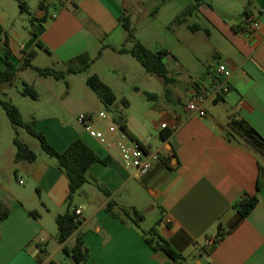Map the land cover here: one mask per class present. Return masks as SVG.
<instances>
[{
    "label": "crops",
    "instance_id": "crops-1",
    "mask_svg": "<svg viewBox=\"0 0 264 264\" xmlns=\"http://www.w3.org/2000/svg\"><path fill=\"white\" fill-rule=\"evenodd\" d=\"M22 1L27 10H21L19 0H0V70L7 67V49L17 66L31 50L36 51L33 58L45 56L50 64L44 66L56 69L81 66L77 60L68 63L80 54L88 53L91 62L85 70L60 78L81 74V82L60 87L45 81L53 76L33 77L31 84L24 80L36 89L37 98L22 94L23 88L15 93L13 82L4 83L0 91L22 116L23 105L29 109L24 120L59 151L81 138L108 160L89 167L90 180L73 198V208L81 210L79 227L61 243L56 216L67 210L69 179L55 157L24 138L38 157L33 162L16 160L15 128L1 116L0 202L10 213L0 218V264H77L63 245L72 246L79 233L89 257L78 264H174L166 251L147 241L145 232L153 226L185 256L184 264H264V182L257 188L264 155L227 135L229 118L236 115L264 137V0ZM191 4L184 21L176 22ZM247 12L258 17L257 28L244 23ZM123 16L148 48L168 49L164 62L170 81L147 71L130 52L118 50L127 35ZM100 61L107 63L106 75L96 67ZM219 62L232 71L228 91L222 89ZM95 73L113 88L117 101L112 115L97 116L94 125L105 129L121 115L126 133L161 155L148 173L127 168L116 147L103 144L79 122L81 113L98 115L109 109L87 84ZM128 75H135L134 96L126 88ZM145 91L156 97L148 98ZM123 97L129 101L126 106L120 102ZM195 100L204 103V116L189 109ZM244 193H256L258 202L241 218L235 203ZM110 199L116 201L118 215L107 211ZM131 206L144 214L139 225L122 214L121 207ZM34 209L38 217L30 214ZM149 216L153 224L144 227ZM207 239L216 242L214 247L206 245Z\"/></svg>",
    "mask_w": 264,
    "mask_h": 264
},
{
    "label": "trees",
    "instance_id": "trees-1",
    "mask_svg": "<svg viewBox=\"0 0 264 264\" xmlns=\"http://www.w3.org/2000/svg\"><path fill=\"white\" fill-rule=\"evenodd\" d=\"M19 5L21 10H27V4L19 0ZM194 7L193 4L189 5L184 9L180 14L175 18L176 22L184 21L186 14H188L191 9ZM34 20V19H33ZM121 21L126 29L127 35L125 38L124 45L118 49L120 52H130L142 66L149 72L156 73L165 78V81L168 82L171 80V76L166 68L164 62V57L168 53V49H158L152 50L148 48L141 40L137 39L135 36L134 28L132 27L129 19L127 17H121ZM126 42H132V46L127 48L125 46ZM39 47H45V44L42 41H38ZM7 45V44H6ZM36 51L31 50L25 54V57L22 63L17 66L10 59V50L7 49L6 52V64L7 67L5 70H0V87L4 83L13 82L20 70L27 69L29 67L33 68L41 76H53L55 78H63L68 72H79L85 70L90 62L91 57L88 53L80 54L75 58L68 61H80L82 63L79 67L68 66L66 69H56L51 66H35L31 63L32 58L34 57ZM72 65V64H71ZM87 84L97 93L101 101L107 108H112L116 101L117 96L113 88L104 82L98 74L89 75L87 78ZM22 94L29 95L33 98L38 97V92L36 89L24 83ZM145 95L148 98L156 97L155 93L145 91ZM123 105H128V99L126 97L121 98L120 100ZM0 104L5 109L7 116L11 124L15 128V135L13 137V143L16 146V160H28L35 161L38 157L37 153L31 148V146L26 143L20 136L18 128L22 127L27 130L29 134L36 137L42 149L52 157H55L58 160L59 166L64 170L68 179L70 193L67 198V210L63 213H59L56 216V223L58 227L57 239L59 242L64 243L79 227L80 219L77 217L75 209L73 208V198L78 190L88 182V170L91 164L96 161L107 162L108 159L101 158L86 142L81 138H76L73 140L68 147L59 151L56 149L46 138L45 134L34 128L29 122L25 121L19 107L13 103L10 99H6L0 96ZM123 130H127V127L124 123L123 117L120 115L115 117V119ZM227 135L230 138L241 139L245 141L248 145L258 150L264 155V137L245 119L237 117L236 115H231L227 125ZM264 182V170L261 168V173L257 181V188L260 189ZM98 187L106 194L110 195L108 189H106L100 183H97ZM258 202L257 194L244 193L239 200L236 201L235 205L237 206L241 218L246 217L256 206ZM117 203L115 200L110 199L107 203V211L112 215H118L115 211ZM122 214L126 217L133 220L136 224L139 225L140 221L143 220L144 214L142 211L137 209L134 206L131 207H121ZM10 213V209L3 203L0 202V218H6ZM30 214L38 217L39 211L34 209L30 210ZM145 234H149L146 239L151 244V246L158 250L162 249L166 251L174 260V264H184L185 256L175 249L171 243L163 237L156 227H151ZM214 243L211 245L214 247ZM63 252L69 256L74 263L85 262L89 257L88 248L85 245L84 238L82 233H79L76 237V240L72 246L68 244L63 245ZM46 264H60L54 260H50Z\"/></svg>",
    "mask_w": 264,
    "mask_h": 264
},
{
    "label": "built area",
    "instance_id": "built-area-1",
    "mask_svg": "<svg viewBox=\"0 0 264 264\" xmlns=\"http://www.w3.org/2000/svg\"><path fill=\"white\" fill-rule=\"evenodd\" d=\"M243 21L250 29H255L259 26V19L252 12L245 13ZM218 71L224 75L225 79L222 83V89L228 91L229 85L227 82L232 71L226 62L218 63ZM188 107L200 116H204L207 112L204 103L200 100L190 102ZM97 116L100 118L108 117L105 111L98 113V115L94 113H81L78 116V120L86 131L103 144L116 147L122 163L127 168L134 169L139 174H146L161 160V155L158 151L149 150L141 141L129 136L116 120H113L105 129L97 128L94 125ZM165 125L163 123L162 127ZM75 212L79 218L81 210L76 209ZM213 243L214 241L212 239H207L206 241V245H212Z\"/></svg>",
    "mask_w": 264,
    "mask_h": 264
},
{
    "label": "rangeland",
    "instance_id": "rangeland-1",
    "mask_svg": "<svg viewBox=\"0 0 264 264\" xmlns=\"http://www.w3.org/2000/svg\"><path fill=\"white\" fill-rule=\"evenodd\" d=\"M136 61V60H135ZM32 64H38V65H41V66H44V65H47V64H50V62H47V60H46V58H45V56H43V58H42V56L41 57H35V58H33V60H32V62H31ZM137 63H139V62H137ZM58 68L57 69H62V67L59 65V66H57ZM96 67H99V68H101V70H103L102 72H103V74H107L106 73V71H105V68L107 67V63L106 62H104V61H100V62H98V64L96 65ZM40 75L33 69V68H29L28 70H26L22 75H21V77H17V78H15V80L13 81V84L10 86V88H11V90L12 91H14L15 93L17 92V91H19V90H21L22 88H23V86H24V80L26 81L27 80V82L29 83V84H31L32 82H33V77H39ZM135 75H128V77H127V79H128V83H127V89H128V92L130 93V94H132V96H134V91H135V88H137V85H134L133 83H132V78L134 77ZM80 77H81V74H78V75H75V74H69V75H67V77L65 78V79H60V80H56L55 78H49L48 80H45V81H53V82H58L59 83V85H60V87L62 86V85H64V83H66V82H68V81H72V82H74V81H76V82H81V79H80ZM37 82V84H38V81H36ZM153 88H155V90H159L158 89V85H155ZM0 96L1 97H3V98H6V99H10V97L9 96H7L4 92H2V91H0ZM27 99V101H28V99H32V98H30V97H27L26 98ZM17 101H20V97H18L17 96V99H16ZM29 101H33V100H29ZM52 105H56L55 106V108H56V110H57V112L59 111H61V108H60V105H57V103L56 102H53V103H51ZM28 108L25 106V105H23V117L25 118V119H27L28 118ZM106 113H107V115L109 116V115H112V109H108V110H104ZM4 115V116H3ZM1 116L2 117H5V119H6V121H9L8 120V116H7V113H6V111H5V109L3 108V106L0 104V124H1ZM11 135H12V137L14 136V133L12 132L11 133ZM19 136L21 137V138H24L25 140H26V142H28L32 147H34V148H36V150H38V151H43L42 150V148H41V146H40V142H39V140L36 138V137H34V136H32V135H30L27 131H26V129L25 128H22V127H20L19 128ZM262 154V153H261ZM263 155V154H262ZM263 161H264V157H263ZM151 220V216H149L148 217V220H147V222H145V223H143V226L144 227H148V226H150L151 224H153V223H149V221Z\"/></svg>",
    "mask_w": 264,
    "mask_h": 264
}]
</instances>
